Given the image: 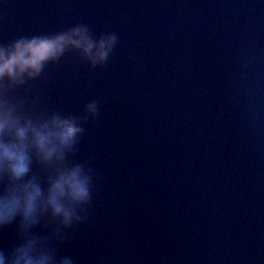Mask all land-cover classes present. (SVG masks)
<instances>
[{"label":"water","instance_id":"95a60500","mask_svg":"<svg viewBox=\"0 0 264 264\" xmlns=\"http://www.w3.org/2000/svg\"><path fill=\"white\" fill-rule=\"evenodd\" d=\"M80 22L119 43L107 69L73 54L49 69L51 105L100 100L78 154L94 157V207L59 254L264 264V0H0V42Z\"/></svg>","mask_w":264,"mask_h":264},{"label":"clouds","instance_id":"9594fccd","mask_svg":"<svg viewBox=\"0 0 264 264\" xmlns=\"http://www.w3.org/2000/svg\"><path fill=\"white\" fill-rule=\"evenodd\" d=\"M118 43L117 32L97 35L83 22L0 42V229L15 225L17 241L0 247V264H75L60 245L94 207V157L78 154L86 126L99 121L100 100L65 111L51 105L45 87L50 66L69 54L107 69Z\"/></svg>","mask_w":264,"mask_h":264}]
</instances>
